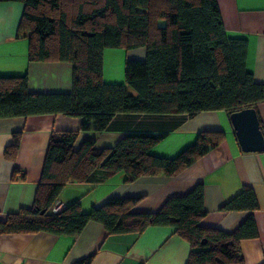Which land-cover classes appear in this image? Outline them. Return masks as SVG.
Segmentation results:
<instances>
[{
  "label": "trees",
  "instance_id": "16d2710c",
  "mask_svg": "<svg viewBox=\"0 0 264 264\" xmlns=\"http://www.w3.org/2000/svg\"><path fill=\"white\" fill-rule=\"evenodd\" d=\"M24 6L18 34L27 40L31 63L62 62L72 66L69 94H32L27 77H0V119L64 115L81 120L77 132L50 136L33 205L6 217L0 234L79 235L90 222L108 235L142 234L149 227H173L190 247L186 264H243L241 243L257 238L252 216L233 233L204 228L203 188L170 198L153 214L133 213L140 198H113L83 213L79 202L53 214L54 203L69 183H100L118 173L125 184L141 178H170L217 148L223 133L201 132L173 159L150 151L162 134L128 133L111 149H96L95 139L80 133H103L119 114L187 115L256 111L263 86L246 69L247 42L230 38L216 0H0ZM144 49V61L127 60L125 84L102 79L105 50ZM129 89L134 95L129 93ZM263 133V132H262ZM264 137V136H263ZM20 134L4 150L15 162ZM15 173L18 170L15 169ZM100 175V177H97ZM24 180V177L21 178ZM257 209L253 191L244 187L220 212ZM92 257L79 264H90Z\"/></svg>",
  "mask_w": 264,
  "mask_h": 264
},
{
  "label": "crops",
  "instance_id": "0c3cea01",
  "mask_svg": "<svg viewBox=\"0 0 264 264\" xmlns=\"http://www.w3.org/2000/svg\"><path fill=\"white\" fill-rule=\"evenodd\" d=\"M216 1L226 34L246 40V69L264 89V0ZM23 10L21 3H0V77L26 76L32 94L71 93L70 64L27 60V40L18 34ZM136 51L142 53L140 58L131 57ZM144 53V49L105 50L104 83L125 84V62H142ZM116 55L117 60H112ZM255 113L264 136V99L256 105ZM230 116L224 111L204 112L193 118L177 114H119L103 133H80L75 151L89 139H95L96 149H111L128 133L162 134L164 139L150 153L167 159L191 146L201 132H222L224 138L217 148L174 177L141 178L125 184V175L118 173L97 184L69 183L53 206L63 205L64 208L59 206L60 213L66 206L79 202L81 211L87 213L113 198H140L133 213L153 214L170 198L184 197L200 185L207 213L201 226L231 234L252 216L258 236L241 243L243 264H264V151H241ZM80 126V119L64 115L0 119V223L8 215L32 207L52 133L77 132ZM13 134H20L14 163L4 159V150L11 144ZM244 187L252 189L257 209L251 213L220 212ZM189 253V245L175 234L173 227H149L140 235H108L101 224L90 222L74 237L44 232L0 234V264H79L89 257L90 264H186Z\"/></svg>",
  "mask_w": 264,
  "mask_h": 264
},
{
  "label": "water",
  "instance_id": "95a60500",
  "mask_svg": "<svg viewBox=\"0 0 264 264\" xmlns=\"http://www.w3.org/2000/svg\"><path fill=\"white\" fill-rule=\"evenodd\" d=\"M230 120L242 152L256 153L264 151V138L253 109L233 113Z\"/></svg>",
  "mask_w": 264,
  "mask_h": 264
},
{
  "label": "rangeland",
  "instance_id": "374dc122",
  "mask_svg": "<svg viewBox=\"0 0 264 264\" xmlns=\"http://www.w3.org/2000/svg\"><path fill=\"white\" fill-rule=\"evenodd\" d=\"M117 50H119V49H114L113 51H117ZM137 52H139V51H136L135 53H133L131 57L132 58H140L139 56L142 55V53H137ZM112 60H117V55ZM129 93L132 94L133 92L131 90H129Z\"/></svg>",
  "mask_w": 264,
  "mask_h": 264
},
{
  "label": "built area",
  "instance_id": "2783aa9c",
  "mask_svg": "<svg viewBox=\"0 0 264 264\" xmlns=\"http://www.w3.org/2000/svg\"><path fill=\"white\" fill-rule=\"evenodd\" d=\"M59 206L64 208L63 205H59ZM59 206H53V208L51 209L53 214H58L59 213V210H60Z\"/></svg>",
  "mask_w": 264,
  "mask_h": 264
}]
</instances>
